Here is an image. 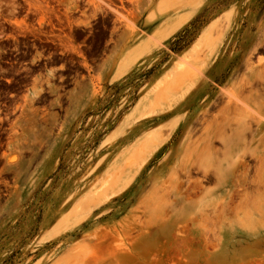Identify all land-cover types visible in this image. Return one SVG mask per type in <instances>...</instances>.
<instances>
[{
	"label": "rangeland",
	"instance_id": "rangeland-1",
	"mask_svg": "<svg viewBox=\"0 0 264 264\" xmlns=\"http://www.w3.org/2000/svg\"><path fill=\"white\" fill-rule=\"evenodd\" d=\"M198 52L213 97L239 83L246 60L264 81V0H0V264H264V198L251 190L262 188L264 165L255 176L248 154L234 158L248 169L226 215L243 227L260 217L259 234L219 241L217 213L200 236L155 234L171 198L165 158L183 146L184 163L199 165L191 183L215 165L200 151L204 123L181 143L195 104L163 118L153 96ZM253 86L264 95V83Z\"/></svg>",
	"mask_w": 264,
	"mask_h": 264
},
{
	"label": "bare ground",
	"instance_id": "bare-ground-1",
	"mask_svg": "<svg viewBox=\"0 0 264 264\" xmlns=\"http://www.w3.org/2000/svg\"><path fill=\"white\" fill-rule=\"evenodd\" d=\"M216 35H218L219 37V33ZM214 40L216 39H213L212 41ZM211 43L212 42L210 41V44ZM205 53L203 52V53L196 54L195 57H193L191 62L183 61L182 63H180L177 68L176 80L173 83H170L169 85H168L169 83L168 82L167 83L168 86H164L165 87V88L163 87L164 89L162 88V90L156 91L153 96L155 97L154 101L162 102L164 104L163 105L164 108H166V110L161 116L163 118L170 117L173 115L177 116L178 112L182 110L184 111L185 109L189 108V106H191L192 103L195 104V106L192 107L191 109L192 118L190 120L188 119L189 116L187 113L182 116L185 122L181 126H184L185 131L183 135V141H181V143L185 141H189L190 139L189 135L193 134L192 131L194 129V125H198L201 127V125L203 126V123H204L205 127L204 128L202 127V128L204 129L205 139H202L199 142L203 144L201 146L200 151L202 152L205 151V153L207 152L208 155H210L209 157H211L210 161H213L215 165H213L214 167H212L213 168L212 171L205 170V169H202L201 171H199V173H201V176H202V181H198L200 180L198 179L196 180L198 182L191 183L190 181L192 180H190V176H191V170H193L191 169V167L192 168L195 167L194 169H196L197 167L196 170L198 172L199 165L196 164V166H194L191 162L184 163L183 158L180 157V153L182 149H184L183 146L179 148L178 154H176V156H169L165 158V160L163 161L162 171L167 172L169 174V177L167 178V191L169 190V192H167L166 190L165 191L167 192V194L168 193L171 194V198L167 201V203H165L164 208L161 209V207H159V209L161 210L156 213L159 224L158 226H156L155 234L159 232H163V233L165 232L173 233L174 232V233H179V234L181 233L185 234L188 231H192L195 233V235L200 236V231L202 228L201 226H203V224H201L200 222L209 220L210 214L217 213L220 215L221 218H223L220 222V226L217 225L219 226L217 230L219 241L220 239H222L223 235L226 232L227 234L229 233L230 235L233 236V234L237 232L238 229L244 230L245 234L250 233L251 235H256L257 233L259 234V232L258 230L255 229V226L253 227V225L260 223V217H257L255 219L251 218L250 227H243L241 225H244V224L240 223L237 225L235 222H233V220H227L226 210H227V198L231 195V192H233V190L237 188V186L239 187L241 185V182H242V178L238 174L239 169H241L244 172V170L247 168V167L245 168L244 163L239 162L241 158L239 160L237 159L239 157H242L245 160L244 155L248 154L249 157H251L252 160H254L255 162L254 164L258 165L256 166V169H254L256 171L257 170L259 171L260 168L264 165V95L259 94L254 89V86H253L254 82L258 81L260 83H264V81L260 75V72L256 69L255 66H253V63L246 60L242 64V66L244 67L245 73L243 76L240 77L239 83H237L235 87H230L227 93L218 92L217 96L213 97L212 96L213 93H208L207 90L211 88V84L215 85V82L213 81V79L206 78L203 75L202 70L197 71L195 68V64L199 63L202 65L206 62L207 56ZM236 76L237 74H235L233 71L229 79H235ZM201 104H204V106L200 107ZM215 107L218 108V113H216L218 114V116L216 115L217 117L216 116L208 117V114L211 111V109H214ZM156 113L157 112H155V114ZM214 115L215 114H213V116ZM217 139L220 141V143L225 148V151L222 152L223 151L222 150L220 155L216 151H214V148L212 147L213 140L216 141ZM191 143L193 144L192 141ZM189 147L192 148V146H188V148ZM198 151L199 150H197V152ZM152 152H153V148H151V153ZM238 154H239V157L237 159H234L235 156ZM193 155L191 154V156ZM204 158L206 161L207 160L206 158L208 157H203V159ZM208 167L210 168V166ZM252 168H254V166ZM177 171L180 172V174L185 178L184 179V181H186L185 184H183V182L181 181L180 176L177 175L178 174ZM258 171L256 172L255 176L258 175ZM193 173H195L194 170H193ZM262 180H263L262 182H264V178ZM203 181L216 182L217 187L215 189H206L205 186L202 184ZM259 182L261 183V181ZM156 185H157L156 179H153L151 189L152 190L155 189ZM261 185H262V188H264V183ZM261 185L259 184V186ZM249 188H251V186ZM252 189H253V192L256 193V196L260 195L261 198H264V189L261 190L258 188V186L251 188V190ZM246 190L249 191V189H246ZM248 191L247 193L249 194ZM112 195L114 196V194ZM163 195H165V192L163 193ZM231 199L233 200V198ZM245 199L246 201H248L247 198ZM240 202H243V201L241 200ZM242 204L243 203H241V206H243ZM249 204H246L247 208H250ZM231 209L230 211H233ZM237 210L239 211V209ZM253 210L257 213V215L259 216L261 215V211L259 207H254ZM214 218L212 219L211 217V220L213 221ZM211 220L209 221L212 222ZM248 223L247 225H249ZM138 226L139 225H137V227ZM208 226L209 228L211 227L210 225ZM141 227L143 226L138 227L140 229L139 231H142ZM143 229L144 231L140 232L141 233L140 235H145V234L147 235L149 233V223L145 225ZM171 245H172V242H171ZM201 248L203 249V247ZM109 251L110 250H108V252ZM110 252L112 253V251ZM128 258L129 257L126 256V254L124 255L123 253V254H118L116 259L120 261V260H127Z\"/></svg>",
	"mask_w": 264,
	"mask_h": 264
},
{
	"label": "flooded vegetation",
	"instance_id": "flooded-vegetation-1",
	"mask_svg": "<svg viewBox=\"0 0 264 264\" xmlns=\"http://www.w3.org/2000/svg\"><path fill=\"white\" fill-rule=\"evenodd\" d=\"M117 1L118 2H120V1L125 2L126 0H117ZM117 7H119V6L117 5ZM58 54H60V52Z\"/></svg>",
	"mask_w": 264,
	"mask_h": 264
}]
</instances>
